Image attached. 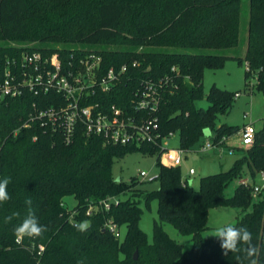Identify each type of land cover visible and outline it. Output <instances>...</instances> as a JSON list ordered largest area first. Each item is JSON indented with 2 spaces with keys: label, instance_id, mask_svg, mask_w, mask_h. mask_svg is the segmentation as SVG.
I'll return each mask as SVG.
<instances>
[{
  "label": "trees",
  "instance_id": "16d2710c",
  "mask_svg": "<svg viewBox=\"0 0 264 264\" xmlns=\"http://www.w3.org/2000/svg\"><path fill=\"white\" fill-rule=\"evenodd\" d=\"M56 1L0 0V56L21 50L12 43L42 41L47 45L35 48L58 52L65 67L73 62L77 69L79 59L90 51L102 56L99 76L111 66L126 64L117 83L108 90L96 88L90 102L102 111L116 105L138 120L157 117L161 135L179 131L183 151L201 145L207 127L215 138L240 128L218 122L219 115L232 107L236 93L215 85L206 93L202 82L207 67H220L230 57L245 60L247 80L256 76L264 87V0H251L246 58L224 54L238 44L242 0H74L63 6ZM123 29L133 35L129 45L111 47L108 43ZM147 81L156 85L158 105L153 112L136 111L137 93ZM57 95L28 93L0 103V180L10 178V199L0 203V264H249L243 252L224 256L219 239L203 235L211 208L230 203L242 210L251 207L233 226L247 227L259 250L255 258L264 264V193L255 198L239 183L246 174L256 180L264 169V126L256 130L250 145L239 147L240 157L231 168L203 176L200 188H195L182 179L180 165L164 164L158 143H105L101 136H88L81 124L67 142L61 130L42 126L39 120L24 126L34 104L48 108L63 103ZM204 98L208 106L198 107L196 102ZM130 150L157 153L158 188L140 187L137 177L116 179L114 161ZM235 180L238 185L228 196L226 189ZM69 196L77 202L71 208L66 202ZM111 197L118 202L113 201L110 209L100 205L87 214L91 204ZM28 198L47 231L17 242L14 228L27 215ZM154 198L158 218L149 241L140 221L142 204ZM13 213L20 215L5 223ZM85 220L90 223L87 231L73 226ZM110 220L127 228L124 237L111 232ZM166 222L192 236L191 249L169 235Z\"/></svg>",
  "mask_w": 264,
  "mask_h": 264
},
{
  "label": "built area",
  "instance_id": "2783aa9c",
  "mask_svg": "<svg viewBox=\"0 0 264 264\" xmlns=\"http://www.w3.org/2000/svg\"><path fill=\"white\" fill-rule=\"evenodd\" d=\"M13 46L21 49L13 55L0 56V103L7 98L22 97L28 93L35 96L49 95L52 93L63 100L47 107H37L24 123L27 127L32 121L39 120L42 126H50L53 130H61L67 142L71 141L78 125H83L88 136L97 135L111 144H141L143 142L158 143L163 148L161 159L165 157L164 164L179 166L182 163V149H168L167 139L173 135H161L157 117L136 119L134 115L123 108L112 105L108 111L98 109V104L90 102V96L95 94L96 88L108 90L117 83L120 76L127 70L123 64L119 68L111 66L99 76L102 56L96 52L85 53L80 59V65L70 63L65 67L58 52L48 54L35 48V42L18 44ZM144 88L137 93L138 100L134 105L136 111L150 109L154 111L158 105L156 85L153 81L144 83ZM238 95V93H236ZM256 127L252 122L245 123L239 130L241 144L250 145L256 133ZM18 129L14 130L16 134ZM231 135L212 137L204 140L199 146L200 151L218 149L235 152V147L229 146L227 141ZM195 173L194 168L189 169V175ZM2 168L0 165V177ZM140 175L146 177L148 173L141 171ZM260 181V182H258ZM187 183V181H186ZM239 183L251 189L253 197L257 198L264 193V169L258 171L256 180L251 175L243 176ZM117 203L116 197L91 204L87 214H91L100 205L110 209L112 202ZM74 211L71 214L73 216ZM107 226L117 237H122L120 227L110 220Z\"/></svg>",
  "mask_w": 264,
  "mask_h": 264
},
{
  "label": "rangeland",
  "instance_id": "374dc122",
  "mask_svg": "<svg viewBox=\"0 0 264 264\" xmlns=\"http://www.w3.org/2000/svg\"><path fill=\"white\" fill-rule=\"evenodd\" d=\"M74 0H57L59 5L62 3H71ZM89 2L91 0H83ZM52 5V4H51ZM50 4L48 9L50 10ZM62 9V7H60ZM257 9H254L256 11ZM59 11V9H58ZM242 27L238 44L235 47L224 50V54H239L246 58L247 50L249 46L248 38V22L251 13V0H242ZM133 37L127 29H123L121 36L109 42L111 47L129 45L128 42ZM64 43L59 42L58 45L62 46ZM76 45H81L75 42ZM47 42H35V46H46ZM247 61H239L237 58H227L223 65L217 68L207 67L205 70V76L203 79L204 91L207 93L210 91L213 85L223 89H227L235 94L232 107L226 113H222L218 117L219 123H228L242 127L245 123L252 122L257 129L264 126V87L258 84L256 76H250L246 78ZM247 82H249V85ZM208 99H202L196 102L198 107H207ZM214 131L207 127L204 130L203 140L212 138ZM240 136L235 135L232 138V145L239 144L241 146ZM168 149L179 148V131H175L171 137L167 139ZM200 144H197L194 148L182 151V163L180 165L181 176L184 181H187L190 186L200 188L201 178L203 176L213 174L214 172H220L231 168L235 160L240 157L239 148L235 153H229L227 149H224L219 154H215V150L200 151ZM157 153L143 152L140 150H130L126 155L118 158L113 164V174L116 179L130 180L132 177H137L140 181V187L144 189H156L159 187V180L155 177L159 173V165L156 164ZM165 157L162 158V161ZM196 170L195 174L189 175L188 170L190 168ZM146 171L148 175L143 177L140 175L141 171ZM247 175V174H246ZM260 182V181H258ZM238 185V180L232 181L226 189V194L231 196L234 194L235 188ZM68 206L74 207L77 202L73 196H69L66 199ZM143 216L140 221L141 228L146 232L148 240L154 239V220L158 218V200L152 199L148 205L142 204ZM251 211V207L246 210H242L230 204L219 205L211 208L208 216V227L204 230V237H212L215 229L227 224H235L242 216ZM165 230L175 240L179 241L184 249L189 250L193 246V238L190 234L180 233L173 223H164ZM122 237L126 233V227L121 228Z\"/></svg>",
  "mask_w": 264,
  "mask_h": 264
},
{
  "label": "clouds",
  "instance_id": "9594fccd",
  "mask_svg": "<svg viewBox=\"0 0 264 264\" xmlns=\"http://www.w3.org/2000/svg\"><path fill=\"white\" fill-rule=\"evenodd\" d=\"M10 183V178H4L0 180V203L6 202L10 199L7 191V187ZM25 204L28 206L27 215L23 218L14 228V233L17 237V242H20L24 237L36 238L42 236L47 231L45 226H42L34 211L31 208L32 200L28 198L25 200ZM19 213H13L11 216L5 217L4 222H10L13 217H19ZM73 226L80 232H85L90 228V223L85 220L83 222L73 223ZM212 236H215L220 241V247L223 250V255L227 256L229 252L239 253L243 252L245 258L248 259L249 264H258L255 257L258 256L259 250L252 243V234L247 227H235L232 224L217 227ZM243 245L244 247H240ZM239 259V258H238ZM81 264V262H78Z\"/></svg>",
  "mask_w": 264,
  "mask_h": 264
},
{
  "label": "crops",
  "instance_id": "0c3cea01",
  "mask_svg": "<svg viewBox=\"0 0 264 264\" xmlns=\"http://www.w3.org/2000/svg\"><path fill=\"white\" fill-rule=\"evenodd\" d=\"M242 127H243V126H242ZM242 127H240L239 130H240ZM256 129H257V128H256ZM239 130H238L235 134H232L231 137L229 138V140L227 141V144H228L229 146H232V148L235 147V152H236V149H237V148L243 146L242 144H241V146H240L238 143L232 145V142H231V141H232V138H233L235 135L240 136L239 133H238ZM239 138H240V140H241V137H239ZM212 150H215V149H212ZM220 152H221V151H219L218 149H216V150L214 151L215 154H217V153L219 154ZM235 152H234V153H235ZM191 168H192V167H191ZM195 173H196V170H195ZM195 173H194V174H195ZM188 174H189V170H188Z\"/></svg>",
  "mask_w": 264,
  "mask_h": 264
},
{
  "label": "water",
  "instance_id": "95a60500",
  "mask_svg": "<svg viewBox=\"0 0 264 264\" xmlns=\"http://www.w3.org/2000/svg\"><path fill=\"white\" fill-rule=\"evenodd\" d=\"M120 179V178H119ZM118 179V180H119ZM134 257L137 258L138 257V252L136 251L135 254H134Z\"/></svg>",
  "mask_w": 264,
  "mask_h": 264
}]
</instances>
